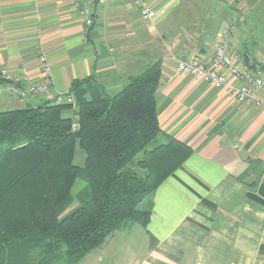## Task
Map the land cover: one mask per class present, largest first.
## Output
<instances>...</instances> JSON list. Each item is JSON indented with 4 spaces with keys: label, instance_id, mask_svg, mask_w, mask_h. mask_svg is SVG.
I'll list each match as a JSON object with an SVG mask.
<instances>
[{
    "label": "crops",
    "instance_id": "0c3cea01",
    "mask_svg": "<svg viewBox=\"0 0 264 264\" xmlns=\"http://www.w3.org/2000/svg\"><path fill=\"white\" fill-rule=\"evenodd\" d=\"M93 3L86 25L74 0H0V69L7 72L0 86L38 83L41 55L53 81L24 102L3 92L0 106L41 105L84 78L111 96L159 61L155 144L173 138L192 153L141 204L147 224L126 229L119 250L112 233L92 262L264 264V90L259 101L240 102L229 86L175 69L178 60L207 63L219 40L256 65L264 55V0H144L156 12L150 23L136 0Z\"/></svg>",
    "mask_w": 264,
    "mask_h": 264
},
{
    "label": "trees",
    "instance_id": "16d2710c",
    "mask_svg": "<svg viewBox=\"0 0 264 264\" xmlns=\"http://www.w3.org/2000/svg\"><path fill=\"white\" fill-rule=\"evenodd\" d=\"M160 80L157 61L111 96L84 78L70 84L74 107L53 99L0 111V264H77L112 233L147 224L141 204L192 153L173 138L147 149L161 131ZM78 177L89 190L64 213Z\"/></svg>",
    "mask_w": 264,
    "mask_h": 264
},
{
    "label": "built area",
    "instance_id": "2783aa9c",
    "mask_svg": "<svg viewBox=\"0 0 264 264\" xmlns=\"http://www.w3.org/2000/svg\"><path fill=\"white\" fill-rule=\"evenodd\" d=\"M79 7V13L86 25H91L93 16V0H74ZM139 5L140 16L146 22H152L156 12L144 3V0H136ZM40 63L43 64L44 73L38 83L20 87L16 84L6 86L5 90L0 86V95L4 92L10 99L15 98L24 102L28 96H37L45 93L52 86L50 68L46 63V57L41 55ZM235 61H240L242 66H237ZM177 72L192 77L196 81L204 82L212 87L229 86L234 98L240 102L259 101L258 94L264 90V55L256 65H252L245 58L232 50L224 40L216 42L212 55L207 63L195 59L178 60L175 66ZM227 73L239 82L238 86L228 84ZM7 77L5 69H0V80ZM54 101L59 104H71L75 106L74 96L70 92L58 93Z\"/></svg>",
    "mask_w": 264,
    "mask_h": 264
},
{
    "label": "rangeland",
    "instance_id": "374dc122",
    "mask_svg": "<svg viewBox=\"0 0 264 264\" xmlns=\"http://www.w3.org/2000/svg\"><path fill=\"white\" fill-rule=\"evenodd\" d=\"M8 108H4L2 106H0V111H5ZM155 139L152 140L148 145H147V149H151L152 147H154L155 144ZM141 157V153H139L138 155H136L134 157V159L132 160V162H130L128 164L129 168H133V163L136 162V160H138ZM84 158H85V153L84 150L81 149L78 145L75 148V153H74V158H73V162L74 164L78 165V166H82L84 163ZM88 183L87 181L83 178V177H78L75 182L74 185L72 187V196L74 197V201L72 202V204L69 205V207L66 209V211L64 213H69L71 212L74 208H76L78 206V201L76 199V196L79 194H84L86 192H88ZM117 235L114 236V238L112 239L110 245L111 247H114L117 250H119L120 248H122L120 242L124 241L126 238L129 237V234L127 232L126 229L123 230H119L116 231ZM112 235V234H111ZM110 235V236H111ZM110 236L108 238H110ZM107 238V240H108ZM99 248L94 249L93 251H91L90 255H87V258H85L83 261L78 262L77 264H103L100 262H96V260L94 262H92L94 260V257H92V254H96V252H98ZM106 264V263H105ZM109 264H116V263H109Z\"/></svg>",
    "mask_w": 264,
    "mask_h": 264
}]
</instances>
